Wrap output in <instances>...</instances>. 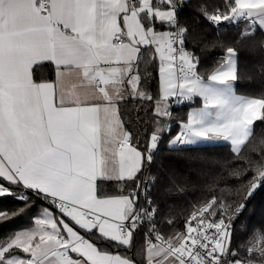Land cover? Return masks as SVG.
<instances>
[{
    "label": "snow or ice",
    "instance_id": "obj_1",
    "mask_svg": "<svg viewBox=\"0 0 264 264\" xmlns=\"http://www.w3.org/2000/svg\"><path fill=\"white\" fill-rule=\"evenodd\" d=\"M185 2L0 0V197L25 205L0 210V222L32 207L25 193L48 205L31 227L0 240V264H264V231L231 247L246 203L233 209L213 196L167 234L155 221L153 181L143 173L170 131L173 103L200 106L179 120L170 148L228 142L246 163L232 174L253 173L246 199L264 187V139L251 148L256 159L241 157L255 122H264V91L237 92L235 46L219 44L224 56L201 70L180 19ZM198 10L214 26L246 21L237 44L264 32V0H204ZM252 46L264 48V40ZM151 64L155 94L141 72ZM130 100L151 105L143 145L121 110Z\"/></svg>",
    "mask_w": 264,
    "mask_h": 264
},
{
    "label": "trees",
    "instance_id": "obj_2",
    "mask_svg": "<svg viewBox=\"0 0 264 264\" xmlns=\"http://www.w3.org/2000/svg\"><path fill=\"white\" fill-rule=\"evenodd\" d=\"M204 0H186L180 14L182 23L189 27V36L195 37V46L190 41L188 47L200 59L201 70L216 66L225 51L219 46H235L239 52V73L241 79L236 84L240 94H257L264 91V48L253 47L252 42L264 40V32L257 29L254 37H248L242 43L236 41L244 30L243 23L223 22L214 26L206 21L199 12V6ZM220 3L221 0H214ZM217 46H213V44ZM156 65L141 66V72L146 73L145 87L155 94L158 89V73ZM194 103L178 104L172 108L170 131L165 132L155 153L154 161L148 165L143 178L153 181L150 183L148 196L158 208L155 216L157 227L165 234L176 230H183L185 218L191 212L193 205L210 200L215 196L218 200L230 205L233 209L241 203L246 208L235 221L232 235V248L240 249L246 245L257 230L264 231V187H259L250 198H247L248 182L252 179V172L239 177L233 175L236 169H243L246 163L233 154L228 142L205 145H186L169 147V141L179 128V120L186 119V114ZM151 107L147 102L130 100L121 105L124 119L128 121L130 131L139 137L141 145L145 143V127L151 130L152 114L147 111ZM264 139V122L254 124V133L250 137L248 147L243 150L241 157L256 154L251 152L253 145L259 147V141ZM110 190L112 185L107 186ZM14 192L21 193L20 188ZM32 207L23 214L0 222V240H4L15 231L32 226L33 219L47 207V203L38 200L31 193ZM141 195V203L144 202ZM25 207L18 199L12 196L0 197V210L20 209ZM172 220L170 225L166 221ZM143 229L136 236L137 247L142 243ZM135 251V249L133 250ZM241 255L246 253L241 252Z\"/></svg>",
    "mask_w": 264,
    "mask_h": 264
},
{
    "label": "built area",
    "instance_id": "obj_3",
    "mask_svg": "<svg viewBox=\"0 0 264 264\" xmlns=\"http://www.w3.org/2000/svg\"><path fill=\"white\" fill-rule=\"evenodd\" d=\"M240 21H244V20H240ZM240 21H239V22H233V23H234V24H239ZM176 105H177L176 103H173V106H176ZM168 124H169V126H170V128H171V122H170V121L168 122ZM22 192H23V189H21V193H22ZM25 194H27V193H25ZM229 214H230V213H229ZM235 221H236V219H235L234 222H233V229H232V231L234 230ZM141 228L143 229V233H145V232H147V230H148V228H149V225H148L147 223H145ZM231 247H232V243H231Z\"/></svg>",
    "mask_w": 264,
    "mask_h": 264
},
{
    "label": "crops",
    "instance_id": "obj_4",
    "mask_svg": "<svg viewBox=\"0 0 264 264\" xmlns=\"http://www.w3.org/2000/svg\"><path fill=\"white\" fill-rule=\"evenodd\" d=\"M243 26H244V29H245L246 26H247V22H246V21H244ZM239 94H240V93H239ZM177 105H178V104H177ZM199 106H200V102H199L198 105H193L192 107H199ZM173 107H174V106L172 105V108H173ZM192 107H191V108H192ZM172 108H171V110H172ZM191 108H190V109H191ZM190 109H189V110H190ZM169 121H170V120H168V122H169ZM179 130H180V129H179ZM179 130L177 131V133L179 132ZM177 133H176V134H177ZM176 134H175V135H176ZM175 135H174V137H175ZM174 137H173V138H174ZM173 138H172V139H173ZM172 139H171V140H172ZM220 142H225V141H218V142H204V143H201V144H198V145L215 144V143H220ZM40 213H41V212H40ZM40 213H39V214H40ZM39 214H38V215H39ZM38 215H37V216H38ZM24 229H25V228H24ZM20 230H22V229H20ZM18 231H19V230H18ZM4 239H6V238H4Z\"/></svg>",
    "mask_w": 264,
    "mask_h": 264
},
{
    "label": "rangeland",
    "instance_id": "obj_5",
    "mask_svg": "<svg viewBox=\"0 0 264 264\" xmlns=\"http://www.w3.org/2000/svg\"><path fill=\"white\" fill-rule=\"evenodd\" d=\"M166 122L168 123V120Z\"/></svg>",
    "mask_w": 264,
    "mask_h": 264
}]
</instances>
